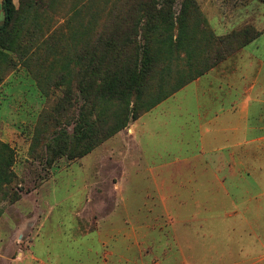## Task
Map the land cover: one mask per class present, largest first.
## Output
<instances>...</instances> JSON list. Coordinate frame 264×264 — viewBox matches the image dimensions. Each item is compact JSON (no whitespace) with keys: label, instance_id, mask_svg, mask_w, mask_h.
<instances>
[{"label":"rangeland","instance_id":"obj_1","mask_svg":"<svg viewBox=\"0 0 264 264\" xmlns=\"http://www.w3.org/2000/svg\"><path fill=\"white\" fill-rule=\"evenodd\" d=\"M45 1V5L48 2L51 7L40 11L43 14L40 24L44 29L33 35L34 44L24 56L25 60L29 59L27 64L13 52L0 60V140L15 152L14 187L20 192L16 203L0 204V264H122L119 262L122 246L117 236L121 234L122 220L128 218L134 223L131 230L141 238L138 242L141 252L131 247L124 252L126 257L137 261L140 252L145 264L160 260L174 264L169 246L171 236L175 231L184 232L185 225L172 223L186 217L191 210L172 206L169 177L162 178L160 187H154L149 177L123 176L132 166V162L125 159L127 153L133 151L127 131L120 133L126 134L125 138L116 134L74 161L62 157L48 167L29 157L28 148L38 116L50 110L62 91L47 83H42V88L37 87L34 73L45 72L52 60L59 65L64 53L72 51L71 33L91 17L94 19L102 5H106L108 16L114 17L128 2ZM12 2L18 6V0ZM179 3L176 0L175 11ZM196 3L205 27L217 39L246 25L255 32L264 31V4L259 0H196ZM74 6L79 8L77 11L81 9L74 16L78 17L77 22L69 20L74 14L71 11L76 10ZM3 23L0 0V27ZM241 40L238 37L226 42L222 38L220 44L206 36L203 48L209 61L215 53L224 55V51H229L223 61L241 52L243 47L238 46ZM28 42L27 38L23 44ZM160 157L164 162L169 161L166 154ZM145 167L137 166L135 170ZM181 179L184 181L185 176ZM127 180L133 184L128 192L123 188ZM233 181H229V189L233 188ZM252 181L258 187L256 201L255 193L248 192L254 184ZM235 184L239 190L233 188L235 191L228 194L210 187L208 200L221 206V209L212 208L211 213H226L230 217L227 228L234 232L258 236L257 256H242L240 264H264V160L259 161L257 176L237 178ZM179 190L176 195L173 193L179 201L192 198L185 186ZM235 217L239 218V225L234 224ZM216 224H211V232L219 228ZM223 230L224 227L220 232ZM97 241L104 244L101 252ZM246 245L248 241L242 242L243 247Z\"/></svg>","mask_w":264,"mask_h":264},{"label":"trees","instance_id":"obj_2","mask_svg":"<svg viewBox=\"0 0 264 264\" xmlns=\"http://www.w3.org/2000/svg\"><path fill=\"white\" fill-rule=\"evenodd\" d=\"M127 1L114 17L102 5L92 21L71 33L72 51L64 53L60 64L52 60L45 72L34 73L37 87L47 83L62 91L50 110L38 116L28 148L31 159L48 167L62 157L81 159L202 76L230 53H215L209 61L203 48L206 36L220 44L222 38L232 42L241 37L238 46L244 47L261 34L246 25L215 38L205 27L196 0H179L178 11L176 0ZM45 2L18 0L15 7L12 0H1L0 60L13 52L27 64L24 56L34 44L33 35L44 29L40 11L51 7ZM74 9L71 22L78 21L74 16L81 11ZM14 162L13 148L0 140V204L20 199L14 187Z\"/></svg>","mask_w":264,"mask_h":264},{"label":"crops","instance_id":"obj_3","mask_svg":"<svg viewBox=\"0 0 264 264\" xmlns=\"http://www.w3.org/2000/svg\"><path fill=\"white\" fill-rule=\"evenodd\" d=\"M123 131L133 146L125 158L132 166L123 176L149 177L154 187L169 177L172 206L191 210L178 222L172 220L173 225H185L184 232L171 236L174 264H240L242 256H257L258 236L227 228L230 217L211 213L221 206L211 203L208 194L210 187L224 194L239 190L236 179L257 176L259 161L264 160V31L239 54L210 68L117 133L125 138L126 134H120ZM160 154H166L169 161L164 162ZM229 181L234 182V189L228 188ZM253 183L248 192L255 193L256 201L258 187ZM132 185L127 180L123 188L128 192ZM184 186L192 198L179 201L173 193ZM232 206L236 207L235 202ZM236 218L234 224L239 225L240 217ZM212 223L220 226L211 232ZM133 225L130 218L122 220L117 236L122 246L119 262L145 264L140 256L141 238L131 230ZM244 241L249 245L243 247ZM97 246L101 252L104 244L97 241ZM131 247L140 251L137 261L124 254Z\"/></svg>","mask_w":264,"mask_h":264}]
</instances>
